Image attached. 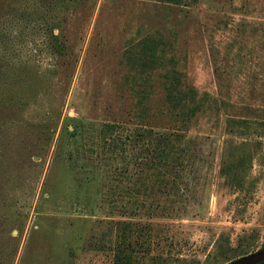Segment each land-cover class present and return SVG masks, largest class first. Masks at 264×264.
<instances>
[{"label": "rangeland", "instance_id": "obj_1", "mask_svg": "<svg viewBox=\"0 0 264 264\" xmlns=\"http://www.w3.org/2000/svg\"><path fill=\"white\" fill-rule=\"evenodd\" d=\"M143 125L175 174L113 139ZM263 247L264 0H0V264Z\"/></svg>", "mask_w": 264, "mask_h": 264}, {"label": "trees", "instance_id": "obj_2", "mask_svg": "<svg viewBox=\"0 0 264 264\" xmlns=\"http://www.w3.org/2000/svg\"><path fill=\"white\" fill-rule=\"evenodd\" d=\"M167 90V88H166ZM170 96V95H169ZM167 100V99H166ZM167 102H169L167 100ZM139 131L131 130L129 132H124L122 128L117 129V135L113 138L116 140L121 135L122 137V144H128L129 147H131L132 152L131 156L134 160L138 161V151L134 150L135 147H139V151H145V156L149 158L150 161H154L156 163H159V168L162 167L163 163V169L170 170L169 173L175 174V165L170 164L167 162V151H169L172 147V138L174 136H177L175 134V131H165L162 130L161 132H156L151 127H147L145 125L138 128ZM68 134L71 137L76 138V136L80 135V129L76 124L72 125V129L67 131ZM161 162V163H160ZM175 162L178 163V157L176 158ZM163 171H158L157 174ZM140 235H137L136 240L133 239V242L137 244H141L148 247V250L152 249L151 246L154 242L153 238L150 235H147L143 241H137L138 237ZM124 242L128 241L130 242L129 238L126 236L124 237ZM146 247V248H147ZM264 248V247H263ZM262 248V249H263ZM120 258V257H119ZM256 264H264V261L256 263Z\"/></svg>", "mask_w": 264, "mask_h": 264}, {"label": "water", "instance_id": "obj_3", "mask_svg": "<svg viewBox=\"0 0 264 264\" xmlns=\"http://www.w3.org/2000/svg\"><path fill=\"white\" fill-rule=\"evenodd\" d=\"M264 261V248L233 259L225 264H256Z\"/></svg>", "mask_w": 264, "mask_h": 264}]
</instances>
